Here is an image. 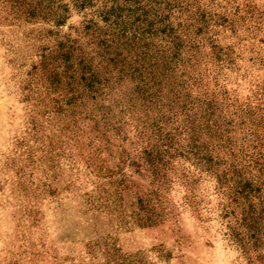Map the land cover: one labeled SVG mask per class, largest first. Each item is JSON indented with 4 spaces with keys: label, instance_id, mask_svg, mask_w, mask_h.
Instances as JSON below:
<instances>
[{
    "label": "rangeland",
    "instance_id": "obj_1",
    "mask_svg": "<svg viewBox=\"0 0 264 264\" xmlns=\"http://www.w3.org/2000/svg\"><path fill=\"white\" fill-rule=\"evenodd\" d=\"M106 4L57 27L0 0V264H264V203L232 190L264 189V0H153V79L51 86Z\"/></svg>",
    "mask_w": 264,
    "mask_h": 264
},
{
    "label": "trees",
    "instance_id": "obj_2",
    "mask_svg": "<svg viewBox=\"0 0 264 264\" xmlns=\"http://www.w3.org/2000/svg\"><path fill=\"white\" fill-rule=\"evenodd\" d=\"M69 1V4H64L63 0H2V3L11 9L17 19L41 20L60 27L67 21L71 6L77 11H84L92 7L94 2V0ZM152 1L107 0L105 9L96 14V17L100 18L105 26L99 27V23L90 20L86 21L87 25L84 30H76L79 38L90 37L87 42V46L92 49L90 52L85 51L77 39L69 36L57 51L43 56L41 71L51 86L59 83L60 77L68 78L73 81L72 84H76L75 79L79 75L80 83L85 87L84 91L92 92L95 94L94 96L98 97L99 90L103 86L102 76L98 74V71L109 73L110 68L113 66L117 68L119 65L124 66L120 71L122 74L124 73V76H133L132 78L135 79L138 74L143 78L145 73L147 75L151 73V79H153L155 67L158 65L157 58L153 57L154 47L148 43L155 37L153 26L149 22V15L158 18L161 13L160 9L152 6ZM143 2H145L144 8L141 7ZM142 23L147 28H144L143 31L140 27ZM129 57L131 58L130 62ZM69 75L72 76L69 77ZM87 75L90 78H87ZM104 81L106 82V79ZM95 85H98V89H95ZM235 168L233 165L232 170H229L230 173L238 174L239 172ZM239 178L241 179V174ZM245 182L248 181L245 180ZM238 186V188L232 189L233 196L237 197V201L249 199L253 192L254 197L259 199V204L264 203V189L260 185L250 187L239 182ZM250 207V209L253 208ZM245 212L248 214V211ZM244 222L246 224L247 219H244ZM252 222L254 226L256 222Z\"/></svg>",
    "mask_w": 264,
    "mask_h": 264
}]
</instances>
